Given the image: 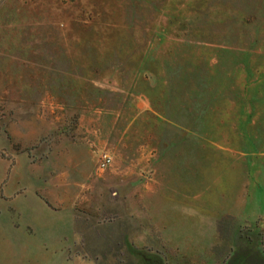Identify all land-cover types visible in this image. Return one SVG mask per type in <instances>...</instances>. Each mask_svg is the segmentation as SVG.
Here are the masks:
<instances>
[{
    "label": "rangeland",
    "instance_id": "374dc122",
    "mask_svg": "<svg viewBox=\"0 0 264 264\" xmlns=\"http://www.w3.org/2000/svg\"><path fill=\"white\" fill-rule=\"evenodd\" d=\"M0 264H264V0H0Z\"/></svg>",
    "mask_w": 264,
    "mask_h": 264
},
{
    "label": "built area",
    "instance_id": "2783aa9c",
    "mask_svg": "<svg viewBox=\"0 0 264 264\" xmlns=\"http://www.w3.org/2000/svg\"><path fill=\"white\" fill-rule=\"evenodd\" d=\"M111 163V158L108 154H101L99 157H98V167L99 169L103 170L105 169L106 167H108Z\"/></svg>",
    "mask_w": 264,
    "mask_h": 264
},
{
    "label": "crops",
    "instance_id": "0c3cea01",
    "mask_svg": "<svg viewBox=\"0 0 264 264\" xmlns=\"http://www.w3.org/2000/svg\"><path fill=\"white\" fill-rule=\"evenodd\" d=\"M13 229V228H12Z\"/></svg>",
    "mask_w": 264,
    "mask_h": 264
}]
</instances>
